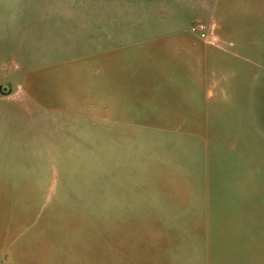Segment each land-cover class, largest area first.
I'll return each instance as SVG.
<instances>
[{
    "label": "rangeland",
    "instance_id": "374dc122",
    "mask_svg": "<svg viewBox=\"0 0 264 264\" xmlns=\"http://www.w3.org/2000/svg\"><path fill=\"white\" fill-rule=\"evenodd\" d=\"M0 264H264V0H0Z\"/></svg>",
    "mask_w": 264,
    "mask_h": 264
},
{
    "label": "crops",
    "instance_id": "0c3cea01",
    "mask_svg": "<svg viewBox=\"0 0 264 264\" xmlns=\"http://www.w3.org/2000/svg\"><path fill=\"white\" fill-rule=\"evenodd\" d=\"M189 43H190V45L192 46V48L195 50V55H197V42H194L193 39H189ZM228 44H229V46H231V43H228ZM226 46H227V45H226ZM214 50L218 51V49H214ZM212 53L215 54L216 52L209 51V53H208V54H209L208 57H209V56L212 57ZM195 57H197V56H195Z\"/></svg>",
    "mask_w": 264,
    "mask_h": 264
}]
</instances>
